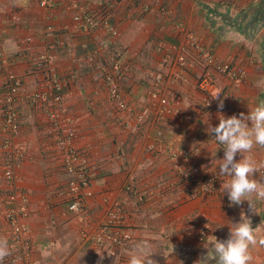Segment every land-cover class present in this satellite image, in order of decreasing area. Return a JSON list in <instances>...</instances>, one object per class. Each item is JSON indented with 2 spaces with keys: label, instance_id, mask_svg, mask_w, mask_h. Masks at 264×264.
<instances>
[{
  "label": "crops",
  "instance_id": "1",
  "mask_svg": "<svg viewBox=\"0 0 264 264\" xmlns=\"http://www.w3.org/2000/svg\"><path fill=\"white\" fill-rule=\"evenodd\" d=\"M72 2L81 10L109 15L107 26L116 27L119 35L113 37L106 26L92 33L78 30ZM142 3L149 5L148 11L141 9ZM192 35L220 61L244 66L242 82L233 85L228 76L217 75L215 84L203 90L201 53L187 46ZM0 37V237L10 246L13 219L28 228L27 239L17 250L10 246L3 264H128L132 254L154 264H214L209 236L227 239L241 211L257 236L264 235V202H253L256 213L247 201L230 206L221 188L228 177L218 175L224 146L206 132L207 123L218 126V112L239 117L264 102V0H57L51 9L39 0H3ZM182 45L187 46L186 66L177 79L171 78ZM41 53L50 57L63 84L62 99L55 105L30 99L45 89L49 78L36 66ZM114 59L125 68L124 112L107 97L98 70V61ZM10 69L22 81L18 135L5 131L4 81ZM159 70L165 75L163 91H173L177 103L156 121L146 89ZM216 87L227 95L223 109L201 108L204 92ZM53 108L61 112V125L74 126L71 146L89 161V185L78 212L68 209L70 175L56 150ZM5 138L12 149L24 150L23 158L6 156ZM179 147L192 153L185 163L170 156ZM245 155L264 164V148ZM241 158L239 153L235 157ZM184 169L212 174L214 186L196 198L188 196ZM253 178L259 180V173ZM201 213L209 232L197 239L195 216ZM109 221L113 231L128 234L126 241L99 247L92 238L81 237L83 231L92 237ZM250 253L251 264H264V247H252Z\"/></svg>",
  "mask_w": 264,
  "mask_h": 264
},
{
  "label": "built area",
  "instance_id": "2",
  "mask_svg": "<svg viewBox=\"0 0 264 264\" xmlns=\"http://www.w3.org/2000/svg\"><path fill=\"white\" fill-rule=\"evenodd\" d=\"M57 0H39L40 5L46 8H54ZM117 2H124V0H114ZM258 2L259 0H252ZM3 0H0V12L2 10ZM72 8L74 13L72 15V21L75 27L84 33H92L100 26L108 27L109 33L113 37L119 35V30L114 26H107L109 15L92 13L79 9L76 2H72ZM143 11L149 10L147 3L141 4ZM15 19V18H14ZM1 40V37H0ZM187 46H190L201 53V59L204 65V75L201 80V88L206 91L208 86L214 83L217 75H226L231 80L233 85H238L242 82L245 75V68L241 65L233 64L232 62L220 61L212 52L211 48H204L197 37L192 35L189 37ZM187 46H179L176 52L175 58L172 63L171 78L178 77V72L186 66L185 48ZM1 58V47H0ZM36 65L42 71L49 76L44 90L35 92L30 95V99L33 102L45 103L47 100L51 103H60L62 96L60 94L63 84L54 75V69L52 67V60L45 53H41L36 58ZM98 70L100 71V79L107 97L114 103L115 108L119 112H124L128 109V105L125 102L121 92V81L125 74V68L119 60L114 59L110 63H103L98 61ZM165 82V75L162 71H157L150 85L146 89V97L150 105L155 109V120L160 121L164 114L169 113L173 105L177 103V96L173 91H163L162 84ZM5 98H4V121L5 131L11 135H18L20 131V125L17 118V101L20 94H22V81L21 77L14 71L7 70L5 73ZM201 98V108L207 109L215 107L219 104V97L225 104L227 95L223 93L222 88L216 87L215 90L207 94L204 92ZM37 100V101H35ZM194 116L195 111L191 112ZM190 113V114H191ZM50 120L52 122L53 129L55 130L54 140L56 144V150L58 157L61 161L62 167L66 173L70 175L67 182V197H68V209L73 212H78L81 207V201L83 198L84 189L89 185V161L82 152L76 150L71 146V141L74 139L76 130L73 125H61V112L53 108L50 113ZM2 148L9 159L19 160L24 157V150L22 148L12 149L11 141L5 138L2 141ZM173 160L179 159L182 162H187L192 153L186 147H179L173 149L170 153ZM264 165L263 163L258 166V173L260 177H264ZM5 177L10 178L12 176L10 170L5 171ZM181 176L189 181L187 188L188 196L196 198L201 194L208 193L215 184V177L212 174L203 175L202 173L193 174L189 170L184 169L181 172ZM23 206L19 211L23 212ZM115 212H111V216H114ZM12 229L10 236V246L17 250V247L27 239L28 228L25 225L20 224L15 219L11 220ZM111 221L101 225L97 229L92 237L88 232H82L81 237L83 239L92 238L93 241L99 247H105L110 245L121 244L127 240V233H120L113 231ZM195 235L197 239H203L209 232V224L203 213L195 216Z\"/></svg>",
  "mask_w": 264,
  "mask_h": 264
},
{
  "label": "clouds",
  "instance_id": "3",
  "mask_svg": "<svg viewBox=\"0 0 264 264\" xmlns=\"http://www.w3.org/2000/svg\"><path fill=\"white\" fill-rule=\"evenodd\" d=\"M216 99L219 100L218 108L223 109V100L219 97ZM217 115L218 126L213 127L207 123L206 132L211 136L215 134L213 138L224 146V157L220 160L218 175L228 179L221 184V188L223 193H227L230 206L247 201L251 211L256 213L253 210V202H264V177L259 180L253 178L254 173L258 172V165L251 155L245 154L251 153L257 146L264 148V102L249 109L247 115L243 112L239 117L234 114L226 118L221 112ZM238 153L242 156L239 161L235 159ZM209 241L214 264H251L253 257L250 248L264 247V235L257 236L251 219L243 211L240 221L231 223L227 239L219 240L210 235ZM10 255L8 240L0 237V264ZM199 262L200 260L197 264ZM128 264H154V261L141 254H132Z\"/></svg>",
  "mask_w": 264,
  "mask_h": 264
},
{
  "label": "trees",
  "instance_id": "4",
  "mask_svg": "<svg viewBox=\"0 0 264 264\" xmlns=\"http://www.w3.org/2000/svg\"><path fill=\"white\" fill-rule=\"evenodd\" d=\"M37 66V65H36Z\"/></svg>",
  "mask_w": 264,
  "mask_h": 264
}]
</instances>
